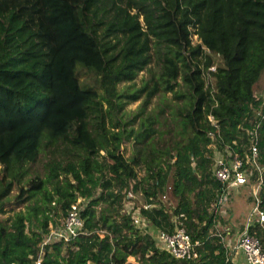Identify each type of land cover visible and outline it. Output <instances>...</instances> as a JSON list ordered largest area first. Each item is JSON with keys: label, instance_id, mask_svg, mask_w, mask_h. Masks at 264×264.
Here are the masks:
<instances>
[{"label": "trees", "instance_id": "trees-1", "mask_svg": "<svg viewBox=\"0 0 264 264\" xmlns=\"http://www.w3.org/2000/svg\"><path fill=\"white\" fill-rule=\"evenodd\" d=\"M154 57L160 72L135 87ZM80 69L92 78L83 81ZM259 88L264 0H0V212L16 185L15 203L37 198L0 217V264H35L52 211L65 216L79 198L87 200L89 233L48 245L42 264H126L136 254L153 264H235L211 232L222 184L212 175L208 115L222 125L221 144L244 154L249 131L241 126L247 117L260 119L264 108ZM167 92L172 99L147 111ZM143 94L128 115L126 104ZM169 106L175 129L164 114ZM171 132L179 136L164 139ZM127 140L129 157L122 150ZM259 148L264 163V117ZM43 150L55 154L49 174L25 181ZM133 180L135 192L156 203L142 208L147 228L121 213ZM165 191L170 206L160 199ZM261 195L264 207V187ZM180 212L201 242L197 259L179 261L157 244L158 228L171 231ZM252 232L264 241V228Z\"/></svg>", "mask_w": 264, "mask_h": 264}, {"label": "built area", "instance_id": "built-area-1", "mask_svg": "<svg viewBox=\"0 0 264 264\" xmlns=\"http://www.w3.org/2000/svg\"><path fill=\"white\" fill-rule=\"evenodd\" d=\"M209 69L216 70V65H212ZM257 94L264 96V90L261 92L258 90ZM258 113L260 119H255L252 123V119L247 117L241 126L243 130L249 131V144H245L244 154L235 152L231 144H221L223 141L222 125L212 113L208 115L211 126L208 132L210 137L208 148L212 151V175L222 184L221 190L217 192L212 203V209L217 215L214 235L221 238L226 248L227 259L235 264H264V241L260 235L252 232L257 227L264 228V207L261 195L264 187V163L259 148V128L264 117L263 106L259 108ZM134 183V180L131 181L130 187L125 189L127 200L124 209L129 205L131 209L127 212L131 213L135 225L147 228L148 222L142 214V208L151 209L156 206V203L145 201L141 206L136 207L133 200L137 197ZM241 195H245L252 202L251 209L241 216L239 223L232 229L229 226L222 227V217L228 213V207L233 205L237 197ZM160 199L164 203H172L168 191H165ZM84 206H86V200L79 198L72 203L61 221L52 225L39 244L40 253L35 259V264H42V256L48 245L56 241L71 243L81 235L89 233L85 229V220L82 217ZM169 209L172 210V207ZM171 223V231L162 228L157 230L155 237L159 247L179 261L197 259L200 255L198 247L201 242L192 238L187 226L186 213H174ZM137 263L139 261L134 263L128 260L126 262V264Z\"/></svg>", "mask_w": 264, "mask_h": 264}, {"label": "rangeland", "instance_id": "rangeland-1", "mask_svg": "<svg viewBox=\"0 0 264 264\" xmlns=\"http://www.w3.org/2000/svg\"><path fill=\"white\" fill-rule=\"evenodd\" d=\"M199 41L200 40H199L198 35L194 34L193 35V42L198 43ZM79 67H80V65H79ZM149 68L152 69V71L143 70L139 73L138 77L136 78V81L134 82L135 87L141 86L142 82H143V78L144 77L145 78L150 77L152 72L153 73L154 72L155 73L160 72V65L158 64L155 57H154L153 61L150 63ZM79 72H80V77L83 81L88 80V78H90V77L92 78L91 72H88L86 69H80ZM123 86H124V83L119 84V88H122ZM258 90L261 92L263 89L259 88ZM166 96L169 99L173 98L172 92H167L165 96H163L162 93H159L157 96H154L151 104L148 106L147 111L152 110L159 103H165V97ZM144 98H145V94H143V96L139 100L126 104L124 111H127L128 115H130V116L133 115L132 112L138 111V109H139L140 105L142 104ZM187 99H188L187 97L182 98L181 100H179V103L184 105V103L187 101ZM105 107H107L106 101H105ZM164 114L169 117L170 127L175 129L174 120H173L174 115L171 114V107L170 106L166 107V111ZM138 124H139V119L136 120L135 126L137 127ZM157 126H158V124H157ZM177 136H179V134H175L174 132L166 133L164 135V139H168L169 137H177ZM122 150L124 151L125 155L127 157H129L133 151V141H131V140L125 141L122 145ZM62 153H63V151L57 150L56 151L57 157L59 158L62 155ZM54 156H55V154L52 153L51 151L43 150L42 153L40 154L39 159L36 162L29 164V171L30 172L25 176L24 180L26 181L27 179H31L35 176H39L41 178L42 177L46 178L47 175L49 174V169H48L47 163ZM142 175H145V170L143 168L140 170V176H142ZM48 186H49V189H51L52 185L49 184ZM19 188H20L19 185H16L14 187V189L9 193V195H8L9 201L7 202V205L5 207L6 211L0 212L1 218L5 219V218L10 217L14 213L15 210H19V209L26 210L37 199V198H33L30 200H27L24 203L21 202V204L15 203V201L17 200V196L20 193ZM39 198L43 199V197H41V196ZM133 200H134L135 206L138 207V206H141L145 202L146 199L143 196V193L141 191H139V193L137 194V197L134 198ZM242 201H243V199H242ZM39 202L42 203V200H40ZM239 202H240V200H239ZM243 204L246 205L245 203H243ZM103 205H106V204L104 203ZM167 205L170 206V205H172V203L171 204L166 203V206ZM101 206H102V204L97 206V208H98V210L96 212L97 214L99 213V209L101 208ZM238 206H239V204L238 205L236 204V208H235V205H234V207L232 205L228 207V209H227L228 213L224 217H222V219H221V224H222L221 226L222 227H226V226L228 227L229 226L232 229L235 225L238 224V221L241 220V217H239V213L237 212V209L239 210L240 207H243L242 204L240 205V207H238ZM251 207H252V202L249 201V203H247L248 211L251 209ZM12 209H14V211ZM130 209H131V207L128 205V206H126L125 209L123 208L121 213H123L124 211H128ZM54 215L57 216V218H56L57 222L61 221V219L64 217L60 209H56V212L54 211ZM215 231H216L215 227L211 229L212 234H214ZM144 258H146V259H143L142 256L140 257L139 255L136 254V255L130 256L129 260L134 261V263L139 261L140 264L141 263L142 264H153L154 263L147 256H144Z\"/></svg>", "mask_w": 264, "mask_h": 264}, {"label": "crops", "instance_id": "crops-1", "mask_svg": "<svg viewBox=\"0 0 264 264\" xmlns=\"http://www.w3.org/2000/svg\"><path fill=\"white\" fill-rule=\"evenodd\" d=\"M139 193V191L138 192H136V194H138ZM242 199H243V201H242ZM247 198L245 197V195L244 196H238L237 197V199H236V201L233 203V207H234V205H235V208H236V204L238 205L239 204V206L238 207H240V205L242 204V206L243 207H240L239 208V210L237 209V212L239 213V217H241V216H243V215H245L247 212H248V208H247V203H248V201H249V199H247ZM239 200H240V202H239ZM146 201V200H145ZM243 203H245L246 205H244ZM51 217H52V220L50 221V224H49V228H48V231L46 232V233H44V235H43V239H44V237H45V235L50 231V229H51V227H52V225H56V223H58L56 220V218H57V216L56 215H54V211H52V213H51ZM240 221V220H239ZM239 221H238V223H239ZM60 222V221H59ZM159 229V228H158ZM157 233V232H156ZM43 241V240H42ZM41 241V242H42ZM128 260H129V258H128ZM129 261H132V260H129ZM138 264H140V263H138ZM142 264V263H141Z\"/></svg>", "mask_w": 264, "mask_h": 264}]
</instances>
